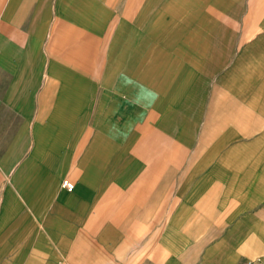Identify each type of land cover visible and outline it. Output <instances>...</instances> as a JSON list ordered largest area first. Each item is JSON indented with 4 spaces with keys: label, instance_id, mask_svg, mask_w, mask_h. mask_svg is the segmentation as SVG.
Here are the masks:
<instances>
[{
    "label": "crops",
    "instance_id": "0c3cea01",
    "mask_svg": "<svg viewBox=\"0 0 264 264\" xmlns=\"http://www.w3.org/2000/svg\"><path fill=\"white\" fill-rule=\"evenodd\" d=\"M231 1L188 0L176 9L223 11ZM114 17L112 0H0V264H264L261 145L196 148L201 157L187 159L170 227L131 226L134 202L124 199L105 214L48 213L53 204L66 209V198L81 202V189H60L67 170L80 188H97L88 177L99 152L81 131L83 117L101 113L82 66ZM218 42L223 74L226 46ZM192 73L182 67L175 92L192 90Z\"/></svg>",
    "mask_w": 264,
    "mask_h": 264
},
{
    "label": "rangeland",
    "instance_id": "374dc122",
    "mask_svg": "<svg viewBox=\"0 0 264 264\" xmlns=\"http://www.w3.org/2000/svg\"><path fill=\"white\" fill-rule=\"evenodd\" d=\"M178 2L190 6L188 0H112L113 25L98 29L95 56L82 66V80L97 86L101 113L83 117L81 131L82 143L90 140L99 152L88 177L97 188H80L76 172L67 170L60 189L73 182L67 192L81 189V202L66 198V209L53 204L49 214H105L124 199L135 203L131 226L170 227V211L182 198L180 176L188 158L201 157L196 148L264 146V139L253 142L264 136V9L255 10V0L231 1L223 11L177 10ZM218 40L226 46L223 74L216 73ZM185 64L192 66L185 82L192 90L175 92Z\"/></svg>",
    "mask_w": 264,
    "mask_h": 264
},
{
    "label": "built area",
    "instance_id": "2783aa9c",
    "mask_svg": "<svg viewBox=\"0 0 264 264\" xmlns=\"http://www.w3.org/2000/svg\"><path fill=\"white\" fill-rule=\"evenodd\" d=\"M63 188L68 191V192H72L75 188V185L73 182L69 181V180H65L62 184Z\"/></svg>",
    "mask_w": 264,
    "mask_h": 264
}]
</instances>
